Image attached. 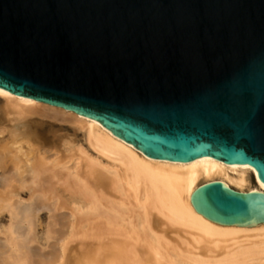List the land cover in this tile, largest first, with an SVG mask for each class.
Instances as JSON below:
<instances>
[{"label": "water", "instance_id": "water-1", "mask_svg": "<svg viewBox=\"0 0 264 264\" xmlns=\"http://www.w3.org/2000/svg\"><path fill=\"white\" fill-rule=\"evenodd\" d=\"M0 90L145 156L248 164L264 186V0H0ZM191 200L223 223L264 208L218 181Z\"/></svg>", "mask_w": 264, "mask_h": 264}, {"label": "bare ground", "instance_id": "bare-ground-1", "mask_svg": "<svg viewBox=\"0 0 264 264\" xmlns=\"http://www.w3.org/2000/svg\"><path fill=\"white\" fill-rule=\"evenodd\" d=\"M215 181L264 199L248 164L145 156L98 120L0 90V264H264L263 207L235 223L194 207Z\"/></svg>", "mask_w": 264, "mask_h": 264}, {"label": "rangeland", "instance_id": "rangeland-1", "mask_svg": "<svg viewBox=\"0 0 264 264\" xmlns=\"http://www.w3.org/2000/svg\"><path fill=\"white\" fill-rule=\"evenodd\" d=\"M47 122H48V121H47ZM53 122H54V121H53ZM54 123L56 124V126H58L59 124H62L64 128H67V124H66V123H62V122H60V121H55ZM47 125H48V124H47ZM47 127H48V126H47ZM41 128H42V127H41ZM43 128H46V125H44ZM69 128H70V126H69ZM70 130H71V128H70ZM71 131H72V130H71ZM78 139H79V140L82 139V137H81V133H80V132H78ZM251 182H252L251 185H253L254 182H253L252 180H251ZM3 214H5V212H4V213H1V216H2L4 219H6V218L3 216ZM40 214H41V216H42V217H41L42 223H41L40 225L37 226V230H38L39 234L42 235V230H43V228H44V226H45V224H46V221H47V211H46V210H42V211H40ZM77 242H78V241H75V243H74V242H71V243H72V245H73V244L76 245ZM38 246H40V244H39ZM40 248H41V246H40ZM43 248H44V247H43ZM43 248H42V249H43ZM46 249H47V248H46ZM46 249H43V250H44L43 252H42V250L40 249L41 252H42V253L40 252V254H42V255H43L44 253L46 254V253H47V252H46V251H47ZM40 250H39V251H40ZM48 250H49V248H48ZM50 250H51V249H50ZM48 252H49V251H48Z\"/></svg>", "mask_w": 264, "mask_h": 264}]
</instances>
